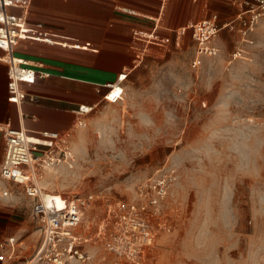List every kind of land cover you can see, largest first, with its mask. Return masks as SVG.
I'll return each instance as SVG.
<instances>
[{
    "label": "rangeland",
    "instance_id": "374dc122",
    "mask_svg": "<svg viewBox=\"0 0 264 264\" xmlns=\"http://www.w3.org/2000/svg\"><path fill=\"white\" fill-rule=\"evenodd\" d=\"M206 2L184 25L236 12L231 0ZM183 35L176 45L172 33L149 63L144 57L123 100L99 105L74 129L69 156L43 172L42 185L138 204L139 188L157 179L168 187L159 214L166 230L143 264H264V23L244 39L222 29L213 57H198L189 30ZM9 190L7 210L25 220L29 200L20 187ZM99 203L84 211L80 234L97 227ZM35 230L33 222L26 257ZM91 248L98 264L118 261Z\"/></svg>",
    "mask_w": 264,
    "mask_h": 264
},
{
    "label": "crops",
    "instance_id": "0c3cea01",
    "mask_svg": "<svg viewBox=\"0 0 264 264\" xmlns=\"http://www.w3.org/2000/svg\"><path fill=\"white\" fill-rule=\"evenodd\" d=\"M206 1L29 0L26 8L10 7V13L25 21L26 35L13 47L12 55L46 76L35 77L24 86L35 97L34 102L18 105L9 101L7 65L1 61L4 53L0 50V126L22 129L30 141L47 148L50 141L41 137L42 132L75 129L74 111L78 106L105 103L106 85L124 70L129 75L137 71L144 57L149 59L148 63L156 57L157 48L164 44L147 38L156 36L167 43L175 33L178 45L182 38L179 36H184L190 25H184V21L191 20L198 6ZM213 15L218 13L212 12L209 17ZM209 17L205 14L202 19ZM128 78L126 93L130 88ZM3 156L4 137L0 133V164ZM13 200L10 195L0 194V241L14 238L17 253L14 260L5 264L28 259L37 244L26 257L33 225L30 208L26 211L27 218L19 221L7 210L8 202Z\"/></svg>",
    "mask_w": 264,
    "mask_h": 264
},
{
    "label": "built area",
    "instance_id": "2783aa9c",
    "mask_svg": "<svg viewBox=\"0 0 264 264\" xmlns=\"http://www.w3.org/2000/svg\"><path fill=\"white\" fill-rule=\"evenodd\" d=\"M166 1V0H165ZM235 14L229 20L219 23L218 15L191 23L188 27L195 43L198 57L216 56L219 48L215 44L222 29L233 31L242 39L264 23V0H231ZM29 0H0V50L1 61L7 65V93L9 101L18 105L34 102L24 88L35 77L43 78L33 65L12 55V49L20 39L25 38V21L9 12L10 7L26 8ZM149 41L166 44L164 39L150 36ZM129 71H122L113 83L105 86L103 101L115 103L123 100L125 82ZM98 105H80L74 111L75 129L85 126L88 115ZM74 131L42 132L41 137L50 141L47 148H41L30 141L22 129L0 126L4 137V156L0 164V194L10 195V187L21 188V193L30 202V215L38 234L37 244L31 256L15 264H98L92 245H102L104 250L114 255L119 264H143L144 253L155 236L166 230L160 219V206L167 195L168 187L156 180L142 185L138 193L143 197L138 204L108 198L100 194L49 193L43 187L42 174L50 166L59 164L61 157L69 156L65 143ZM4 185V187H2ZM99 203L100 218L97 227L86 226L80 234L84 211ZM93 230V231H92ZM94 242V244H91ZM16 240L8 238L0 241V264L16 257Z\"/></svg>",
    "mask_w": 264,
    "mask_h": 264
},
{
    "label": "bare ground",
    "instance_id": "6f19581e",
    "mask_svg": "<svg viewBox=\"0 0 264 264\" xmlns=\"http://www.w3.org/2000/svg\"><path fill=\"white\" fill-rule=\"evenodd\" d=\"M77 149V148H76ZM83 152V151H82ZM81 151H80V153H82ZM44 187V186H43Z\"/></svg>",
    "mask_w": 264,
    "mask_h": 264
}]
</instances>
